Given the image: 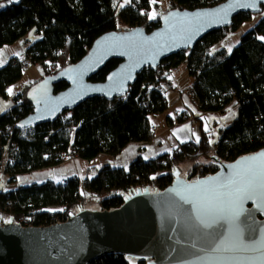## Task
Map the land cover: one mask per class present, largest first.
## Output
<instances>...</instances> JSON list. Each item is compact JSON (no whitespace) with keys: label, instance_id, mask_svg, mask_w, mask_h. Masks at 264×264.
Listing matches in <instances>:
<instances>
[{"label":"trees","instance_id":"1","mask_svg":"<svg viewBox=\"0 0 264 264\" xmlns=\"http://www.w3.org/2000/svg\"><path fill=\"white\" fill-rule=\"evenodd\" d=\"M150 0H18L7 1L0 8V49L24 39L28 33L34 42L25 40V57L31 64L56 63L58 70L75 64L89 51L101 35L143 28L147 33L159 26V14L148 19L156 2ZM169 10H195L216 6L224 0H168ZM124 5V6H121ZM143 13V14H142ZM259 21L239 39L229 53L213 47L235 32L252 15L239 14L228 29L215 31L203 38L192 51L180 52L165 59L155 71L145 69L127 94L111 102L93 98L55 122L19 131L18 121L32 112L26 100V85L11 99V108L0 113V174L13 183L18 177L60 166L73 156L92 161L101 155L116 157L132 143H150L155 138L151 116L164 114L165 93L175 90L169 77L186 64L191 79L193 101L202 113H223L236 107V117L220 129L222 135L211 142L209 132L200 129L198 142L178 143L175 148L152 159H134L126 169L105 165L89 167L83 178L70 176L61 182L47 181L0 188V212L13 221L24 220L29 227H48L57 220L85 207L86 193L96 199L97 210L111 211L122 205L110 194L129 185L156 183L160 190L173 181L172 172L183 163L192 165L186 178L198 167L217 166L264 149V8ZM120 61L110 60L90 81L103 82ZM21 59L11 58L0 66V98L7 100V89L23 78ZM67 86L59 83L56 92ZM182 123V115L175 120ZM168 124L171 123L167 118ZM3 155L6 160L3 161ZM1 183V180H0ZM145 264L120 255H106L91 264Z\"/></svg>","mask_w":264,"mask_h":264},{"label":"water","instance_id":"2","mask_svg":"<svg viewBox=\"0 0 264 264\" xmlns=\"http://www.w3.org/2000/svg\"><path fill=\"white\" fill-rule=\"evenodd\" d=\"M249 3L254 7L241 6ZM262 7L264 0H224L209 8L169 10L150 33L137 27L103 34L77 63L28 90L32 112L15 128L32 131L51 124L93 98H122L145 69L155 71L165 59L192 51L210 33L230 28L239 14L259 15ZM110 60L120 63L103 82H91ZM59 83L67 87L56 92ZM261 153L264 149L229 163L212 157L217 171L202 179L187 180L176 168L165 189H130L111 211L87 203L62 224L23 228L4 223L0 264H91L106 255L145 264H264V196L259 191L235 208L234 218L220 219L207 211L212 189L228 191L221 187L228 181L245 186L250 169L259 173L260 162L249 158ZM198 209L203 223L196 219Z\"/></svg>","mask_w":264,"mask_h":264},{"label":"crops","instance_id":"3","mask_svg":"<svg viewBox=\"0 0 264 264\" xmlns=\"http://www.w3.org/2000/svg\"><path fill=\"white\" fill-rule=\"evenodd\" d=\"M154 10L157 12V9ZM258 21L259 19H257L254 25ZM261 41L264 42V39H261ZM11 58H17V57H11ZM170 77H171L170 79L171 85L175 89L171 91L178 92L179 94L177 95V97H173L169 103L167 99L168 91L167 93H165V99L168 105L167 111L172 106V108H174L173 111L175 118L178 115H182L184 121L182 123H177L173 121L175 120V118L174 119L170 118L171 121L170 124H168L167 120H165L164 123L161 122L159 125H156V118L158 117L153 119V121L150 118V122L153 125L156 133L153 141H151L150 143L129 144L120 155L116 157H109L114 162V164L111 166L115 168L126 169L128 165L137 157H141L144 160H148L157 157L167 151L172 150L173 148L176 147L178 143H184L191 140L197 142V138L199 140L200 137V129L201 128L203 129V121L206 117L212 119L213 125L220 126L218 130L223 128V126L227 125L236 117L237 110L236 107L233 106H229L223 113H202L201 111H199L198 106L193 101V98L187 94L182 93L186 88L191 86V82H192L191 79H190L191 82L189 84L179 89L176 80L177 77H172V74ZM11 99L12 98L10 97L7 100L0 98V109H2L0 110V113H4L11 108L12 106ZM203 131L205 130L203 129ZM145 157H148V159H145ZM100 158H108V156L101 155L96 159L92 160V162L97 161ZM68 159H70L71 161L70 160L66 161L64 164L58 167L47 168L37 172H33L31 174H28L27 176L35 174V175H42L45 178V179L44 178L41 179V181L37 179V181H34L32 183H44L47 181L57 182L64 180L68 178V176L69 177L73 176L71 175L72 174L71 172H74L76 170L79 172V166L77 164V161H82L73 156H70ZM65 165H70V166H67V168L65 169ZM57 169L60 170L58 171ZM85 171L86 169L83 172ZM26 184H30V183L28 182Z\"/></svg>","mask_w":264,"mask_h":264},{"label":"rangeland","instance_id":"4","mask_svg":"<svg viewBox=\"0 0 264 264\" xmlns=\"http://www.w3.org/2000/svg\"><path fill=\"white\" fill-rule=\"evenodd\" d=\"M168 2H169L168 0H158L156 2V6H155L157 9V12L154 10L153 13L159 14V15L163 14L164 11L169 8ZM1 5H3V7H4V4H1ZM0 8H2V7H0ZM153 9H155V8H153ZM257 19H260V17L257 15L252 16V18L249 22L244 23L235 32L229 33V35L227 37H225L222 41L217 43L213 47L212 52H214L218 49H225L228 51V48H230V47L234 48L236 45H238L241 35H243L246 31H248L254 25V23L257 21ZM34 39L35 38L32 35V33H28L24 39H21L12 45H8V46L1 48L0 52L3 53V55L0 56V61H3L2 66L5 65L11 57H17V58L23 60L25 58V55H24L25 48H26L25 40H27L28 44H30V43L35 41ZM43 73L44 72L42 69V65H34V64L28 63V66L24 69L23 78L19 82H17L16 84L9 87L12 89V94H9L7 91L8 96L10 98H12L22 89V87L37 82L42 77ZM52 74H55V73H52ZM172 77H177L176 80H177V85L179 86V89H181L183 86H185L191 82L190 78L188 77V74L186 73V64H184V63L181 64L180 66H178L176 68V70H174L172 72ZM189 91H190V87L186 88L182 93L190 96V94H188ZM178 94H179L178 92L168 91L167 99H168L169 103L172 100V98L177 97ZM173 109L174 108H172V106H171L170 109L168 111H166L164 114L159 115V116L158 115L157 116H151V120L153 121V119L158 117V118H156V125H159L161 122L164 123L168 117L174 119L175 115H174ZM229 115H230V113H229ZM229 115H227V116H229ZM219 127L220 126L213 125V121H212V119H209V117H206L203 121V129L205 131L209 132L210 139L212 142L217 140ZM69 160L70 159H68L66 161H69ZM75 162H76V160H75ZM77 164L79 166V172L76 170L74 172H71L72 173L71 175H73V176L76 175L80 178H83V176L85 175V172H83V171L85 169H87L89 167H93V166L96 167L97 169H99L105 165H113L114 162L112 161L111 158L108 157V158H100L94 162H92V161H90V162L77 161ZM67 166H70V165H65V169L67 168ZM191 167H192L191 164L185 162V163L181 164L178 168L181 171V174H182V172H184L183 176L187 177L188 171L190 170ZM57 170L59 171L60 169H57ZM43 178H44V176H42V175H35V174L29 175V176L22 175V176L18 177L15 182L8 183V179L6 177L0 175V180H1L0 185H2V187H0V188L3 190H13L17 186L27 185L26 183H28V182L32 183L34 181H37V179H39V181H41V179H43ZM87 203H88L89 207L91 205L97 206L96 199L94 198V196H92L91 194H88V193H86V203L85 204H87ZM9 220L13 221V220L9 219L7 216H5L3 213L0 212V223H3V224L8 223L7 221H9ZM133 264H136V263H133Z\"/></svg>","mask_w":264,"mask_h":264},{"label":"snow or ice","instance_id":"5","mask_svg":"<svg viewBox=\"0 0 264 264\" xmlns=\"http://www.w3.org/2000/svg\"><path fill=\"white\" fill-rule=\"evenodd\" d=\"M9 2H18V0H9ZM126 3H130L131 0H125ZM150 3H155V0H150ZM124 6V5H121ZM243 7H254L253 4H244L241 5ZM0 7H3V5H0ZM143 14V13H142ZM171 15V14H170ZM227 15V13H225ZM156 15L154 13L148 14V19H155ZM224 18L221 17V20ZM264 39V37L260 38ZM232 51V48H228V52L230 53ZM18 54V53H17ZM3 53L0 52V56H2ZM3 61H0V66H2ZM130 78V77H129ZM111 79V77H109ZM171 79V77H169ZM9 94H12V89L9 88L8 90ZM2 110V109H0ZM23 127V125H21ZM183 142V141H182ZM198 142V138H197ZM212 141H210L211 143ZM145 159H148V157H145ZM253 161H259V173L255 169L249 170V179L247 180V183L245 186H239L236 185L235 181H228L226 184L221 185L222 188L228 189V191H219L218 189H212V196L211 199L208 201V207L207 211L218 216L220 219H227L228 217L232 216L234 218V210L238 205H241L244 200L251 199L252 196L259 191L262 196H264V153L259 154L258 156H254L249 158ZM58 183L61 181H57ZM233 185H236L233 187ZM2 187V185H0ZM187 203H193L192 200H186ZM200 209L197 210V216L196 219L200 220L199 216ZM8 223H11V221H7ZM200 223H203L202 220H200ZM207 227V225H205ZM227 250V249H226Z\"/></svg>","mask_w":264,"mask_h":264},{"label":"built area","instance_id":"6","mask_svg":"<svg viewBox=\"0 0 264 264\" xmlns=\"http://www.w3.org/2000/svg\"><path fill=\"white\" fill-rule=\"evenodd\" d=\"M9 0H0V5L1 4H4L5 2H7ZM156 9V7H155ZM125 31H128V29L126 27H122L120 29V32H125ZM28 63H30V56H27L25 57L23 60H21V65L23 68H26L28 66ZM34 65H41V64H34ZM42 69H43V72H46V73H55L56 70L58 69V65L56 63H49L47 64L46 66H43L42 65ZM188 94H190V96L192 97L193 96V93L191 92V89L190 91L188 92ZM222 135V131L218 130V135L217 136H221ZM7 158H6V155H3V161H5ZM216 171H215V167L214 166H210V167H198L190 177L186 178L187 180H191L193 178H195L197 176V179H202V178H205L206 176L208 175H212L214 174ZM3 173V167H1V170H0V174ZM145 187L148 188V190H152V192H154V189H156L157 191H160L158 185L156 183H152V184H149V185H129L127 188L123 189V190H120V191H115L113 193L110 194L111 197H115V196H118L122 202L123 200L126 199L125 196H129V193L128 191L130 189H135V188H140V189H144ZM70 215H73V213H69L68 215H66V217H62L61 219L57 220L55 224H62L64 222H66L68 219H69V216ZM11 223L13 224H18L19 226L23 227V228H26V227H29L27 222L24 221V220H19V221H11ZM0 225H3V223H0Z\"/></svg>","mask_w":264,"mask_h":264}]
</instances>
